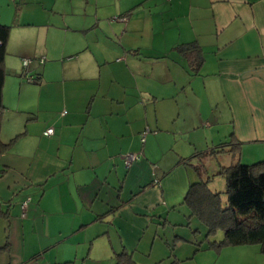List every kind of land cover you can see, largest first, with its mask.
<instances>
[{
	"label": "crops",
	"instance_id": "0c3cea01",
	"mask_svg": "<svg viewBox=\"0 0 264 264\" xmlns=\"http://www.w3.org/2000/svg\"><path fill=\"white\" fill-rule=\"evenodd\" d=\"M0 24V264L206 249L189 184L221 191L220 166L264 159V0H0ZM229 140L237 156L214 152Z\"/></svg>",
	"mask_w": 264,
	"mask_h": 264
},
{
	"label": "trees",
	"instance_id": "16d2710c",
	"mask_svg": "<svg viewBox=\"0 0 264 264\" xmlns=\"http://www.w3.org/2000/svg\"><path fill=\"white\" fill-rule=\"evenodd\" d=\"M9 29V25L0 24V115L4 108L2 87L6 74L4 57ZM176 49L190 59L193 67L200 64L201 52L196 45H179ZM194 69L196 70V68ZM149 130V127L142 130L141 144L144 143ZM8 145V142H2L0 139V154ZM213 150L214 152L226 150L233 156H237L239 142L229 140ZM137 154L138 157L135 160L140 158V154ZM215 174L221 175L225 179L226 202L224 206L220 195L223 191L212 190L208 185V179L190 183L184 196V202L190 209V215L195 216L199 220L200 226L205 228L204 237L199 240L195 235L194 243L200 245V241H205L207 247L216 248L223 245L259 243L261 252L264 253V159L246 164L236 158L230 164L220 166ZM27 198L28 205L30 196H26L22 202ZM200 226H195L193 232L199 231ZM217 229L222 230V237L219 240L210 238ZM169 246V255L172 259L168 264H180V260L172 254L174 241ZM113 255L114 264H139L128 249L116 251Z\"/></svg>",
	"mask_w": 264,
	"mask_h": 264
},
{
	"label": "rangeland",
	"instance_id": "374dc122",
	"mask_svg": "<svg viewBox=\"0 0 264 264\" xmlns=\"http://www.w3.org/2000/svg\"><path fill=\"white\" fill-rule=\"evenodd\" d=\"M223 156L224 157L228 156V159L233 158L229 152H227L226 155ZM229 161L230 159L228 160V162ZM215 176H219L218 178H221L222 180L221 189L223 192L220 195L224 206L226 202V194L224 192L225 179L221 175H215ZM222 235H223L222 230L217 229L216 232L213 233V235L210 238H215L219 240L222 237ZM64 246H65L64 243L60 244L57 250L64 249ZM86 251H87V244L86 245L84 244V247L80 249L81 256L78 255L77 258L75 259L72 258L73 259L72 262L64 263V264H103V261L99 262L91 258L93 257L92 255H95L94 249L92 251L93 254H90L88 259L85 260V258H83V255L86 253ZM60 254L62 255V251H60ZM181 258H182V260H180L181 264H264V253L261 252L259 243L223 245L219 248L212 246V247H207L206 249H198L195 251L194 254H192V256L181 255ZM41 264H47L46 260L45 262H41ZM106 264H114V261H111L110 263L109 261H106Z\"/></svg>",
	"mask_w": 264,
	"mask_h": 264
},
{
	"label": "built area",
	"instance_id": "2783aa9c",
	"mask_svg": "<svg viewBox=\"0 0 264 264\" xmlns=\"http://www.w3.org/2000/svg\"><path fill=\"white\" fill-rule=\"evenodd\" d=\"M169 1V0H167ZM29 61V58H23L22 59V62L24 65H26ZM40 61H42V58L40 59ZM64 113V112H63ZM54 133V129L52 126H48L47 128H45L43 130V134L44 135H51ZM138 157V154L137 153H134V152H126L124 155H123V163L125 165V167H128L130 165V163L135 160L136 158ZM27 200H24L21 204V208H22V215L25 214V209H26V205H27Z\"/></svg>",
	"mask_w": 264,
	"mask_h": 264
}]
</instances>
